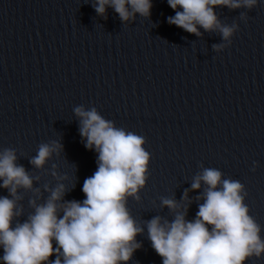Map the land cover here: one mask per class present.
Masks as SVG:
<instances>
[{
	"label": "water",
	"instance_id": "obj_1",
	"mask_svg": "<svg viewBox=\"0 0 264 264\" xmlns=\"http://www.w3.org/2000/svg\"><path fill=\"white\" fill-rule=\"evenodd\" d=\"M92 3L0 0V151L16 149V163L39 177L37 204L50 195L44 186L57 183L68 189L64 200L86 198L83 183L96 171L98 154L84 146L74 108L95 107L116 127L143 136L151 156L140 201L128 198L144 226L136 237L142 247L128 264H162L145 222L174 219L161 197L186 204V219L194 220L203 202L196 197L207 185L192 190L191 184L204 168L245 185V203L264 238V0L251 10L214 9L222 24L239 27L219 51L213 45L226 43L219 31L199 28L196 36L170 25L175 11L167 0H152L149 17L137 13L127 23L111 7L106 17L98 15ZM51 141L63 145L59 156L34 168L30 158ZM53 170L66 179L53 177ZM185 190L191 203L182 199ZM18 193L23 222L34 212L29 200L36 194ZM8 195L0 188V196ZM246 264H264V254Z\"/></svg>",
	"mask_w": 264,
	"mask_h": 264
},
{
	"label": "clouds",
	"instance_id": "obj_2",
	"mask_svg": "<svg viewBox=\"0 0 264 264\" xmlns=\"http://www.w3.org/2000/svg\"><path fill=\"white\" fill-rule=\"evenodd\" d=\"M167 3L175 11L174 16L167 18L170 25L196 36L202 35L199 28L219 31L226 42L213 45L219 51L232 43L239 27L235 22L222 24L214 9L222 6L251 10L258 0H167ZM92 6L98 15L105 17L111 7L127 23L137 13L149 17L153 4L152 0H93ZM240 19L247 21V13L241 12ZM74 112L79 117L84 146L98 154L96 171L83 183L86 197L83 201L64 200L68 189L64 183H57L54 188L44 186L50 195L37 204L41 190L33 189V181L39 177L31 176L23 165L16 163V149L0 151V188L9 194L0 196L3 264H128L142 247L136 237L143 234L144 226L132 216L128 198L140 201L139 192L149 179L151 156L144 148L145 138L116 127L95 107L85 110L77 106ZM62 148L58 141L40 143L29 162L42 169L53 154L59 156ZM51 175L58 180L66 179L54 170ZM223 175L216 168H204L194 177L192 190H199L202 182L207 185L196 197L203 202L198 204L194 220L186 219V204L182 206L175 199L161 197V206L170 209L174 219L169 221L157 215L145 224L148 239L162 264H246L250 258L264 254L261 225L249 214L245 185ZM19 189L36 194V198L29 200L34 212L23 222L18 219L22 215L18 202L23 198ZM182 199L188 201V190ZM52 256L54 260L50 259Z\"/></svg>",
	"mask_w": 264,
	"mask_h": 264
}]
</instances>
